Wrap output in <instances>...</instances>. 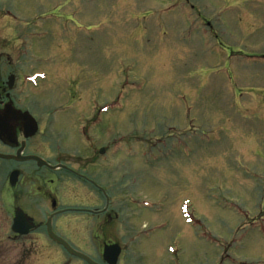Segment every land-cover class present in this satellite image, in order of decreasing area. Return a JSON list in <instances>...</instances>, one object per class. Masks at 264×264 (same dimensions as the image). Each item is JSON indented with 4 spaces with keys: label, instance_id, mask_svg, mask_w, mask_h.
<instances>
[{
    "label": "rangeland",
    "instance_id": "obj_1",
    "mask_svg": "<svg viewBox=\"0 0 264 264\" xmlns=\"http://www.w3.org/2000/svg\"><path fill=\"white\" fill-rule=\"evenodd\" d=\"M2 52L43 74L31 82L47 131L65 100L98 105L70 108L64 148L110 147L92 168L125 191L117 219L60 232L72 247L100 260L116 240L120 264H264V0H0ZM35 139L46 154L49 136ZM2 176L0 264H87L47 235L13 237ZM29 189L45 220L49 201Z\"/></svg>",
    "mask_w": 264,
    "mask_h": 264
},
{
    "label": "flooded vegetation",
    "instance_id": "obj_2",
    "mask_svg": "<svg viewBox=\"0 0 264 264\" xmlns=\"http://www.w3.org/2000/svg\"><path fill=\"white\" fill-rule=\"evenodd\" d=\"M21 55L29 58L27 53H21ZM21 55L9 52L0 53V154L5 155L0 156V172L3 174L1 180L3 187L2 199L5 200L6 198V201L11 203L8 206L10 207L9 213L12 215V225L14 215L20 209L25 211L34 224V227L28 234L14 232L11 225L13 237L16 240H21L22 238L28 240L32 235H47L50 237L47 229V220L52 214H55L53 217V229L60 236H62L60 232L71 234L67 231L71 230L74 233L80 230L85 216L103 218L104 222L108 220L111 222L117 219L119 212L116 209L114 210L112 205L115 204L114 202L118 199V195L124 194L125 187L120 185L121 183H110V188L107 187L106 184H102L99 180L102 174H99V171L96 170L97 167H94L95 169L92 168V166H98L101 156H104L106 152L109 153L110 147L109 149L107 147L96 149L92 145H89L88 148L84 147L86 152H74L67 147L64 148L63 144L64 136H68V133L64 131L67 125L66 119L71 120L73 118V112L70 108L73 107L78 112L79 110H86L88 108V117L91 114L89 108L92 107L95 111L98 105L84 98L77 100L76 106L73 105V100H65L66 103L71 104V107L67 109L63 106H58L60 108L55 109L54 115L47 118L50 120L47 131L44 121L46 118L42 119L39 118L40 116H37V98L34 91L37 85L31 82L32 74L39 73L40 71L33 70L31 72V63H21ZM22 64H26V66ZM85 95L87 96V93ZM65 102H60V104ZM85 107L86 109H84ZM61 111L66 116L63 117L61 115L62 118H56L57 114ZM95 113L97 114L96 111ZM85 116L81 114L80 118H76V134L78 138L80 135L85 137L88 134L87 123L84 121ZM90 120L94 123L95 118L91 116ZM98 125L94 124L91 126L96 128ZM36 127L38 130L33 133ZM59 131L60 133L63 132V134H60L61 139L58 142L57 139H54V134ZM38 134L49 136V148L48 152H45L46 154L42 153L40 148L38 149L35 146L37 144L35 137ZM83 141L79 142L82 143ZM81 145L83 146V143ZM21 150L22 153L20 155L19 151ZM31 155L40 156L49 163V166L45 165L48 173L44 174V180L40 181L41 183L39 182L38 185H35L37 170L40 167L37 160L23 158L24 156ZM16 170L20 171L17 182H15L14 177L11 175ZM32 185L38 188L36 194H39L42 199L41 201H49L51 205V210L45 220H39L41 216L37 218L31 211L27 210V208L31 207L30 203H32L34 206L37 205L38 215L46 213V210L42 209L43 203L34 199L33 196L35 194L33 195L29 189ZM82 189H86L87 192L81 191ZM85 193H89V204L78 202L82 196L84 200ZM61 194H65L71 201L59 206L61 204L59 201ZM103 200H105V204L101 205ZM70 226H72L71 229L68 228ZM52 241L57 243L54 239ZM113 243L119 242L116 240L102 242L101 258L97 260L100 264H108L104 259V246L105 244ZM119 244L122 247V252L118 264H120L123 252L126 250L125 246L121 243Z\"/></svg>",
    "mask_w": 264,
    "mask_h": 264
},
{
    "label": "water",
    "instance_id": "obj_3",
    "mask_svg": "<svg viewBox=\"0 0 264 264\" xmlns=\"http://www.w3.org/2000/svg\"><path fill=\"white\" fill-rule=\"evenodd\" d=\"M30 158H35L38 160L40 165L47 164L43 159L39 157L32 156ZM15 176V175H14ZM52 217L51 216L47 221V227L49 235L55 239L58 243L63 245L70 253L73 255H76L83 260H85L88 264H100L94 259H92L90 256L86 255L85 253H82L76 249H74L67 241H65L63 238L58 236L52 228ZM34 227V225L30 222V219L28 218L27 214L24 211H17L13 220L12 229L14 232H18L20 234H28L30 230ZM121 254V248L119 244H106L104 247V259L109 264H117L119 256Z\"/></svg>",
    "mask_w": 264,
    "mask_h": 264
}]
</instances>
